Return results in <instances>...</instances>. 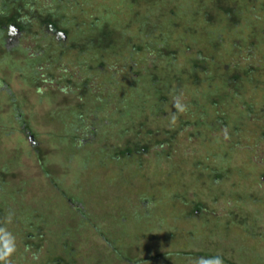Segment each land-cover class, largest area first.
Returning <instances> with one entry per match:
<instances>
[{
    "label": "trees",
    "instance_id": "1",
    "mask_svg": "<svg viewBox=\"0 0 264 264\" xmlns=\"http://www.w3.org/2000/svg\"><path fill=\"white\" fill-rule=\"evenodd\" d=\"M75 1L72 0L71 4L73 3L75 8L79 6L85 11V6L80 5L81 1L78 4L76 3L78 0ZM156 1L152 0V5L150 3L149 12L156 13V11H159L163 15L164 10L162 11L157 7L159 4ZM173 1L175 2H171V4L163 1L166 20L162 21L161 27L165 28L164 30L167 32L177 34L180 43L178 42L176 46L170 47L167 39L163 38V43L156 44L155 51L151 53L152 55L156 54L157 58H165L164 65L160 64L161 69H157L154 64H151L146 72H143V78L141 74L133 76L126 84V87L130 90L124 96L116 93L120 91L116 84L112 89L113 93L116 94V98L118 96V99L122 98L124 100V97H126L124 104H131L137 111L136 119L134 118L137 123L135 126L133 124V127L130 126L129 129H137L139 126L141 129L148 130L149 127L146 124L148 125V122L151 121V123L154 122L155 125H158L154 129H162L163 139H154L152 134V143L158 146H153L150 149V145L146 143V132H136V135L142 133L139 140L137 138L130 140L124 132L121 144L112 145L108 149L100 146L97 149H88L78 157L73 154L75 149H83L92 144V141H97L92 134H85V137H81V140L78 139V141L75 139V135L69 132L67 141L69 148H67L65 160L75 158L77 172L82 171L84 175L90 177L78 176L68 179L64 174L65 169H63L57 176H50L47 182L44 179V183L39 187L40 191L37 193V204L23 217H18V213L14 216L13 221H17L20 227L16 238L11 240L13 251L5 259L0 260L1 264H84V261L90 256L89 252L98 259V264H144V261L146 264H154L158 262L157 257L164 258V262L160 260L157 264H181L182 258L187 257L193 258L189 262L185 261L187 264H197L198 262L205 264H237L232 255L244 258L245 251L240 250L235 254L232 246L230 247L227 244V233L225 234L224 231L216 237L213 235L214 221L212 220L211 228L206 218H203L204 208L208 207V203H204L203 199H199L200 194L198 192H201L202 188L196 187L217 180L222 173L229 174L230 158L220 153L215 157L212 154L213 163L203 164L201 158L198 162L196 161L197 158L182 157L180 161L177 160L169 164H166L168 161H165L161 166L158 162L159 157L164 158L168 155L161 146L163 142H168L177 133V129H189V133L194 137L212 141L214 145L217 137H210L211 133L207 129H228L227 138L232 143L230 145L235 146L236 149L243 148V152H235V161L236 159L249 160V173L245 177L246 180L248 179L247 184H244L246 186L241 191L237 187V182L239 185L241 180L237 176L238 173H230L234 175L233 179L231 182L221 181L220 195H217L214 188L209 185L210 191L204 189V194L210 199V203L220 199L223 204H226L227 201H230V199H227V191L231 185L236 196H234L233 204L235 209L238 208L241 212V217L236 218V223L240 229L242 226L244 227L243 231H240L242 236L245 240L252 241L254 237L264 235V186H258L261 182L264 183V156L255 155V150L250 144H243L240 141V139L245 141L248 137H251L254 141L260 137L264 138V1ZM29 2L30 0H0V50L2 48L4 52L1 56L2 61L8 62V51L13 48L16 49L20 57L25 54V47L23 49L19 48V44L17 47L14 40L22 34L32 31L33 25H36V28L33 29L36 32L38 28L45 27L47 35H41L46 37H43L42 42H38V46L33 47L36 50L29 54L30 58L24 57L22 62L27 63L29 61L31 64H36L37 60H41L40 63L44 64V67L49 70L51 68L50 64L55 67V62L61 60L62 55L66 57V61H68V58L71 59L70 64L74 60L79 61L76 63L79 66H83V64H80L82 60L88 61L90 59L94 61L97 58V53L105 52V49L111 46L114 40L119 41L122 34L114 27L113 29L109 27V13L102 15L100 13V16L94 17L92 20H86L85 18L75 20L74 16H71L70 26L67 24L68 21L67 23L64 22V26H61L60 21H62L64 15L58 5L46 9L42 13L37 9H31L32 5ZM258 2L260 5L256 7ZM119 4L121 3L115 2L112 5L113 8H111L114 12L117 11L116 8ZM74 11L76 12V10ZM256 11L258 12L256 13ZM157 16L159 17L158 14ZM85 17L87 16L85 15ZM143 21L145 20L138 22ZM73 24L75 25L73 26ZM150 24L152 23L149 22L146 29L155 26ZM67 26L71 28L69 32ZM112 26L116 27L115 23ZM148 30L142 33L143 36L149 34ZM48 31L53 32V35ZM57 31L63 32L64 39L60 38L59 35L55 37ZM12 32H16L15 36L11 35ZM144 48L149 49V44L133 43L130 46L131 53ZM243 53L244 55L241 57ZM157 60L151 58L150 62ZM65 68L69 69L70 67H63V70ZM30 69V72L35 71L33 67ZM97 70L99 71L98 68L94 71L99 74ZM49 74L51 76L52 72ZM60 75L69 79L64 72H61ZM103 76L102 79L105 78ZM254 76L256 77L254 78ZM240 80L245 85L248 83L250 90L257 94L256 96L262 104L258 103L260 110L246 101L238 100V98L241 99L240 92H243L239 84ZM30 82H33L32 77ZM220 83L227 84V87L219 86ZM0 84L4 85L3 82H0ZM101 88L95 91V100L100 101V98H102ZM151 91H153V94ZM133 93H138V96L132 95ZM168 93L182 94L184 99L176 102L169 110L165 111L166 102L170 101ZM130 94L132 99H130ZM146 96L149 97V100L146 99ZM172 97L174 98L175 95ZM234 97L236 99H233ZM193 98L195 101L192 100ZM129 100L133 101L130 102ZM152 102L157 104L152 105ZM221 106L222 108H220ZM224 107H226L227 112L226 109L223 110ZM125 108L128 109L129 105L123 106L122 114H119L120 118L123 115L128 116L129 110H125ZM171 112L173 114L171 118L173 124L168 122L166 127H163L165 121L170 119ZM10 115L14 119H19L18 123L22 124V128L28 127L25 120L21 121L20 117H16V113H10ZM258 118L261 121L259 125H256L255 121ZM106 120H108V117H106ZM91 128L93 129V127ZM22 130L27 132L26 138L33 145V133L30 129ZM1 136L7 138L8 134L4 132V135ZM86 137L91 140L85 139ZM80 141L82 142L80 143ZM199 146L200 154L207 152L209 155L210 148H213L203 144ZM149 153L150 155L146 156ZM151 154L157 157L153 161L151 160ZM90 156L95 158L99 168L96 171L99 174L110 164L106 162L108 157H118L122 164H130V167L123 169L122 173L129 174L132 177L131 179L135 177L136 181L145 182L149 175L150 183L152 180L154 181L156 176L167 177L162 193L157 195L149 193V196L145 192L135 193L132 195L133 197L129 198L126 209L111 207L108 199V206L105 201L98 202L99 206L87 204V198L83 196L84 192L92 191V188L96 193L99 192V188L101 189L99 176H91V172L95 169L90 167L88 168L91 171H87L88 168L86 169ZM183 158L186 161L188 160L187 164ZM203 160H207V157ZM151 163L153 164L151 165ZM43 164L44 162H41L40 167L43 169L44 174H48L47 169L43 168ZM148 164L149 168L146 166ZM190 164H193V166ZM65 165L67 166L68 163H65ZM233 166L235 168L238 165L234 163ZM180 168L181 170H179ZM183 170L186 171L187 175L178 177L179 171ZM193 170L195 174H197L196 171L206 174V182L201 180L200 177H196ZM2 172L3 170H0V173ZM169 172L173 175L171 176ZM46 174L45 176H47ZM80 183L83 184L82 187ZM47 187L55 191L56 196L51 194L48 197L45 193ZM29 188L28 192L32 190L31 187ZM18 190L19 193H22L20 188ZM144 195L148 199L143 198ZM5 196L7 195H0V218L15 212V206H9V202H5ZM240 202L244 204L241 206ZM155 205H161L156 213L154 211ZM163 209H170L171 213L174 214L165 215L162 212ZM159 210L161 212H158ZM208 212L213 213L209 210L205 211V213ZM229 213L228 211L227 214ZM213 214L215 215V213ZM135 216L145 217L146 222L149 220V224L152 223L149 226V233H151L149 250L143 254L137 253L129 257L123 255L126 244L122 242L125 237L121 233L118 224L120 223V217L127 220L129 218L134 219ZM153 217L155 221L152 222L151 218ZM214 217L219 220L223 219L219 215ZM167 218L170 220H167ZM176 218L187 219L186 221L189 223L186 224L187 226L181 225L177 229L175 227L178 222V220L176 222ZM225 220L228 223L227 219ZM222 222L219 224L222 225ZM11 226L15 228V225ZM256 226L258 227L256 228ZM183 227H186L187 231L194 234V236H198V240L193 241L190 245L191 247L196 246L198 249L189 251L179 248V245L174 242L175 237L179 238L181 236ZM118 231L122 235L120 238ZM208 237L218 238V240H210L211 242L217 241L215 246L210 247L205 243L209 239ZM252 244L255 245L253 241ZM217 245H220V247L216 248ZM255 249H260L261 253L257 254L260 257L259 260L263 261L264 245H255ZM222 250L227 252H221ZM2 251L3 244L0 242V252ZM7 258H9L8 261H6ZM10 259H12V262H10Z\"/></svg>",
    "mask_w": 264,
    "mask_h": 264
},
{
    "label": "rangeland",
    "instance_id": "2",
    "mask_svg": "<svg viewBox=\"0 0 264 264\" xmlns=\"http://www.w3.org/2000/svg\"><path fill=\"white\" fill-rule=\"evenodd\" d=\"M163 1L170 4L171 2L175 1H156L159 4L157 7L162 9V11L164 10V16L160 14L161 12L159 11H156V13L149 12V5L150 3L151 5L153 4L152 0H78L76 3L78 4V2H80L81 6H85V11H83L79 6H76L75 8L74 4H71L72 0H30L29 4L32 5L31 9H37L42 13L46 9L51 7L53 8L58 5V8L63 11L64 15L62 21H60L61 26H64V22L67 23V21V24L70 26L69 20L71 16H74L75 20H80V18L92 20L94 17L100 16V13L101 15L109 13V27L111 29L114 27L115 29L119 30V33L122 32V34L120 35L119 41L116 40V42L114 40L113 44L109 46L110 48L107 47L105 49V52L97 53V58L94 61L90 59H88V61L82 60L83 62L81 61L80 64H83V66H79V64L76 65V63L79 61L74 60L72 64H70L71 59L68 58V61H66V57L62 55V59L55 62V67H52V64H50V70L44 67V64L40 63L41 60H37L36 64H31L29 61L27 63L22 62V58H30L29 54L36 50L33 47L38 46V44L44 40L43 37H46L41 36L42 34L47 35L45 27L38 28L36 32L35 30L33 31V29L36 28V25H33V29H31L32 31L24 33L22 36H19V38L14 40L17 47L18 44L19 48L23 49V47H25L26 52L21 57L17 54L16 49L13 48L12 50L8 51V62L4 60L2 61L1 56H3L4 52L1 48L0 82H3L4 85L0 84V134L4 135V132H7L8 139L0 135V170H3V172L0 173V195H7L5 196L6 198H4L6 200L5 202H9V206H15V212H12L6 217L0 218V229H4V231L10 236L11 240L16 238L18 229L20 227L17 221H13V219H15L14 216L18 213V217H23L25 213H29L32 210L31 208L37 204V193L40 191L39 187L43 185L44 179L47 182V179L49 180L50 176H57L63 169H65L64 174L68 179L76 178L78 176L88 178L90 177L89 175H84L82 171L79 173L77 172V163L74 161L75 158H72V160L68 161L65 160L68 150L67 148H69V144L67 142L69 132L75 135L76 140H81L80 138L85 137V134H92V136L95 137L97 141H92V144L83 149H75L73 154L78 157L83 152L85 153L88 149H97L99 146L108 149L111 148L112 145L114 146L116 144H121V141L124 138V132L126 135H128L130 140H133L132 138H137L138 140L140 139L142 133L136 135V132H146V143L150 145V149H152L153 146H158L153 145V139L151 138L152 134L154 139H163V131H161L162 129H154L155 126L158 125H155L154 122L151 123V121L148 122V125L146 124V126L149 127L148 130L141 129L139 126L137 129H129L130 126L133 127V124L135 126L137 123L135 120L137 111L131 104H124V100L127 99L126 97H124V100L122 98L118 99V96L116 98V94H114L112 90L116 84V87L120 89V91L116 93H118V95L124 96L129 92L128 90H130L126 87V84L133 76L141 74L143 78V72H146V69H148L151 64H154L157 69H161L160 64L164 65L165 58H157L156 54L152 55L151 53L152 51H155L156 44L163 43V38L167 39V43L170 47L176 46L178 42L180 43L177 34L174 32H167L164 30L165 28L161 27L162 21L166 20V12ZM115 2L121 3L116 8V12H114L112 9V5L115 4ZM259 5L260 4L258 2L256 7H259ZM74 10H76V12ZM257 12L258 11H256V13ZM157 14L160 18L157 16ZM85 15L87 17H85ZM142 15L144 16L142 17ZM142 20L145 21L138 22ZM149 22L152 23L150 25L155 26L150 28L148 27V30L146 27L149 26ZM114 23L116 27L112 26ZM157 24L160 25L157 27ZM74 25L75 24H73V26ZM69 26H67L68 32L71 30ZM147 30L149 31V34L143 36L142 33ZM15 33L16 32H12L11 35H14ZM49 33H52L53 35V32ZM56 35L57 36L55 37H58V34ZM59 37L62 38L60 35ZM35 40H37V42H35ZM133 43H140V45L149 44V49L144 48L140 51H135V53H131L132 50L130 49V46ZM243 55L244 53L241 54V57ZM151 58L158 60L155 62H150ZM66 66H69L70 68H65V70H63V67ZM31 67H33L35 71L30 72ZM96 68L99 69V71L97 70L99 74L94 71ZM51 72L52 74L50 76L49 73ZM61 72H64L66 77L69 79L62 77L60 75ZM100 73L104 75H102L105 77L104 79H102ZM31 77L33 82H30ZM255 77L256 76H254V78ZM239 84L243 92H240L239 95L241 96V99L238 98V100L242 102L246 101L248 104H252L258 110H260L258 103L261 104V101L259 102V98L256 96L257 94H254V92L250 90L248 86L249 84L246 83L245 85L241 80ZM220 85L227 87V84L225 83H220L219 86ZM99 88H101L100 93L102 94L100 101L95 100V91L99 90ZM228 88H230V86H228ZM151 93L153 94V91H151ZM172 94L175 95L174 98L172 97ZM132 95L138 96V93H133ZM168 95L170 96V101L166 102L165 111L169 110V108L175 105L176 102L183 101L184 99L182 94L177 95L174 93H168ZM130 99H132L131 94ZM146 99L149 100V97L147 98L146 96ZM233 99L236 98L234 97ZM192 100L195 101L194 98ZM129 101L131 102L133 100ZM76 103H78L77 106ZM151 104L154 105L157 103L152 102ZM127 105H129V108H125V110H129L128 116L123 115L120 118V115L123 111V106ZM220 108H222V106ZM225 109L226 107L223 108V110ZM112 112L113 114H111ZM10 113H16V117H20L21 121L25 120L28 127L22 128V124L18 123L19 119H14ZM106 117H108V120H106ZM172 117L173 114L171 112L170 119L165 121V125L163 127H166L168 122L173 124V119H171ZM105 121L107 122L104 123ZM260 121V118H258L255 121V124L259 125ZM91 127H93V129ZM22 129H30V131L33 133V145H31L28 138H26L27 132ZM210 130L212 129H207V131L211 133L210 137H217L215 145L212 141L205 140L204 138L201 139V137L200 139H198V137H194L189 133V129H177V133L172 136L168 142H163L161 147L167 152L168 155H166L164 158L159 157V164L162 166L165 161H168L166 164H169L170 162H176L177 160L180 161L182 157L192 159L197 158L196 161L198 162L201 158V163L212 164L213 155L215 157V155L220 153L221 155L230 158L231 166L229 165L230 167H227L228 172L233 174L238 173L237 176L240 177L241 180L239 185L237 182V187L242 191V188L246 186L244 184H247L248 181V179L246 180L245 177L249 173V160L246 159L244 161L236 159L235 161L234 155L236 151L243 152V148L241 147L236 149L235 146L230 145L232 143L229 142L231 140L227 138L228 129L219 128L213 129L212 131ZM120 133L121 135L119 136ZM85 139L91 140L88 137ZM246 139L247 140L245 141L240 139V141L243 144H250L253 150H255L254 154H259L263 157L264 138H257L256 141H254L251 137ZM81 142L82 141H80V143ZM139 143L141 144L142 142ZM200 143L204 146L213 147L210 148L209 155L207 152H202V154H200ZM148 155H150V153L146 154V156ZM143 157H145V155H143ZM205 157H207V160H203ZM151 158L153 161L157 157H154L151 154ZM119 160L120 158L118 157H108L106 162L110 164L101 174H99V172L96 171L99 168L95 162V158H91L90 156L88 163L86 164V169L88 167L95 169L91 172V176H99L101 189L99 188V192L96 193L92 188V191L84 192L83 196L87 198V204L99 206L98 202L102 203L105 201L108 206V199L111 207L113 206L114 208L119 207L121 209H126L129 198L135 193L145 192L148 196L149 193H153V195L162 193V189L164 188L163 185L165 186L167 177L159 175L155 177L154 181L152 180V182L149 183L148 175V179L145 180V182L136 181L135 177L134 179H131L132 177L129 176V174L122 173V170L129 168L130 164H122V162ZM41 162H44L43 168H46L48 171V174L45 173L47 176H45L43 169L40 167ZM184 162L187 164L188 160L186 161L184 159ZM65 163H68V165L66 166ZM234 163L238 165L235 168L233 166ZM152 164L153 163H151V165ZM227 164H225V166H227ZM190 165L193 166V164ZM146 166L149 168V164ZM90 168H88L87 171H91ZM179 170H181V168ZM196 173L197 174L194 172L196 177H200L201 180L206 182V174L200 173L198 171H196ZM230 173H222L217 180H212L210 183L206 182L205 185L196 186L197 188H202L201 192H198L200 194L199 199H203L204 203H208V207L204 208L205 211L209 210L215 213L214 215L213 213H205L204 211L203 218H206V221L209 222L210 227L212 226V220L214 221L215 224L213 235L215 237L223 231L225 234L227 233V244L230 247L232 246L235 254H237V252L240 250L245 251L244 258H242V256L232 255V258L236 259L235 262L237 264H264V260H259L260 257L258 254L261 253L260 249L254 250L255 245H264V235L253 238L252 241L255 244L254 246L251 240H245L242 236L240 231L244 227L242 226L240 229L236 223V218L241 217V212L238 210V208L235 209V205L233 204V201L235 200V194L233 193L232 186L230 185V188L227 191V199H230V201H227L226 204H223L222 200H215L214 198L213 200L215 201L210 203V199L204 194V189L205 191H210L208 187L209 185L214 188V191L217 195H220L221 181L225 180L231 182L233 179L234 175ZM169 174L171 176L173 175L171 172H169ZM181 175H187L186 171H179L178 177ZM82 186L83 184L81 187ZM258 186L263 187L264 183L261 182ZM29 187H31L32 190L28 192L30 189ZM19 188L22 190V193H19ZM45 193L48 197L51 196V194L56 196L55 191H52L50 187L45 189ZM222 193L224 194V192ZM142 197L148 199L146 195ZM243 204L244 203L240 202L241 206ZM159 207H161V205H155V213L158 209H160ZM125 211L127 212V210ZM228 211L230 212L229 214H227ZM158 212H161V210ZM162 212L165 215L174 214L171 213L172 211L170 209H163ZM152 215H154V213H152ZM216 215H219L223 219H215L214 216ZM225 219H227L228 223H226ZM167 220L170 219L167 218ZM186 220L183 218H176L177 225L175 227L178 229L181 227V225L187 226L186 224L189 222ZM119 221L120 223L118 224V227L125 237L123 238L122 243L126 244L123 255L130 257L137 253L143 254L148 251L149 237L151 236V233H149V226H151L152 223L149 224V220L146 222L145 217L136 216L134 219L129 218L127 220H124L122 217H120ZM151 221H155V218H151ZM220 222H222V225L219 224ZM11 225H15V228H13ZM257 227L258 226H256V228ZM193 228L195 229V227ZM121 236L122 235L119 232V238ZM215 237H208L209 239L207 242L205 241V243H207V245L210 247H212V245L215 246L217 241H210L212 239H216ZM196 240H198V236H194V234L188 232L186 227L182 228V233L179 238H174V242L179 245V248L189 251L198 249L196 246H190L191 243ZM216 240H218V238ZM114 244H116V242H114ZM219 247L220 245H217L216 248ZM221 252L227 251L222 250ZM89 253L90 256L84 261V264H92L96 261L97 262L94 264H98V259L94 257L91 252ZM157 258L158 262L160 260H164V258ZM8 259L9 258H7L6 261H8ZM11 260L12 259H10V262H12ZM190 260H193V258H182L181 264H187L185 261L189 262ZM157 263L155 262L154 264ZM144 264H146L145 261ZM197 264L205 263L198 262Z\"/></svg>",
    "mask_w": 264,
    "mask_h": 264
},
{
    "label": "clouds",
    "instance_id": "3",
    "mask_svg": "<svg viewBox=\"0 0 264 264\" xmlns=\"http://www.w3.org/2000/svg\"><path fill=\"white\" fill-rule=\"evenodd\" d=\"M0 242L3 243V251L0 252V260H3L13 251L11 238L4 229H0Z\"/></svg>",
    "mask_w": 264,
    "mask_h": 264
},
{
    "label": "water",
    "instance_id": "4",
    "mask_svg": "<svg viewBox=\"0 0 264 264\" xmlns=\"http://www.w3.org/2000/svg\"><path fill=\"white\" fill-rule=\"evenodd\" d=\"M57 34L60 35L62 38L64 37L62 32H58Z\"/></svg>",
    "mask_w": 264,
    "mask_h": 264
},
{
    "label": "flooded vegetation",
    "instance_id": "5",
    "mask_svg": "<svg viewBox=\"0 0 264 264\" xmlns=\"http://www.w3.org/2000/svg\"><path fill=\"white\" fill-rule=\"evenodd\" d=\"M60 32V31H57V33Z\"/></svg>",
    "mask_w": 264,
    "mask_h": 264
}]
</instances>
